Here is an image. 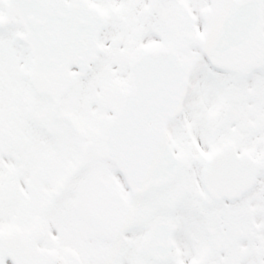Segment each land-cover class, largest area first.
Instances as JSON below:
<instances>
[{"label": "snow or ice", "instance_id": "snow-or-ice-1", "mask_svg": "<svg viewBox=\"0 0 264 264\" xmlns=\"http://www.w3.org/2000/svg\"><path fill=\"white\" fill-rule=\"evenodd\" d=\"M0 264H264V0H0Z\"/></svg>", "mask_w": 264, "mask_h": 264}]
</instances>
